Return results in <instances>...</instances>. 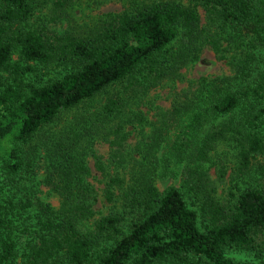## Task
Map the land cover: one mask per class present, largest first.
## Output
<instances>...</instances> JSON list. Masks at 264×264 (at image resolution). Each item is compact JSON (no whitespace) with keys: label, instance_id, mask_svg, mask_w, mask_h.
<instances>
[{"label":"trees","instance_id":"1","mask_svg":"<svg viewBox=\"0 0 264 264\" xmlns=\"http://www.w3.org/2000/svg\"><path fill=\"white\" fill-rule=\"evenodd\" d=\"M72 1L0 0V264L20 257L24 264H240L231 248L260 256L264 185L231 193L234 205L225 207L204 164L218 143L233 141L237 175L264 176V67L256 53L264 47V0L157 1L109 15L85 34L49 30L69 19ZM45 4L41 22L35 14ZM198 6L221 32L202 24ZM207 47L232 66V77L190 82L170 109L147 100L185 81L182 69ZM14 54L28 64L13 62ZM32 62L66 70L25 84ZM98 141L109 146L106 160ZM89 157L102 188L89 180ZM172 160L183 165V184L161 190L157 178ZM42 165L58 209L31 197L29 177ZM188 193L201 197L205 231Z\"/></svg>","mask_w":264,"mask_h":264},{"label":"rangeland","instance_id":"2","mask_svg":"<svg viewBox=\"0 0 264 264\" xmlns=\"http://www.w3.org/2000/svg\"><path fill=\"white\" fill-rule=\"evenodd\" d=\"M157 1H169V0H74L67 8L69 16L68 20H64L60 23H48V29L56 31L58 33L63 32L65 29H70L77 34H85L92 29L98 22L106 18L109 15H117L124 12H134L136 9L150 5ZM184 5L194 6L193 0H176ZM51 5L45 4L39 7L36 11L35 18H40L42 22L43 17L48 13V9ZM200 14L202 24L206 26L211 33L221 32L222 26L220 22L212 21L201 6L197 7ZM34 18V20H35ZM33 20V21H34ZM39 23V21L37 20ZM259 68L264 67V47L257 50ZM13 62L19 63L20 66H26L28 62L20 59L18 54L13 55ZM33 68V72H28L24 77V83H40L48 80L61 77L66 70V67L61 63H54L49 66L36 65L35 63H29ZM182 73L185 76V81L178 82L176 85L167 83L163 86L154 89L147 100H151L157 106L163 109H170L172 102L177 97V94L181 90L188 88L190 82H195L201 78L214 79L217 77L226 78L233 76V68L227 63L226 60L219 59L212 49L205 48L201 53L199 59L182 69ZM5 80H11L10 76L6 73L4 75ZM144 111L150 112L151 116L154 111H149V107H144ZM74 112L64 114L61 120L51 128V131H58L64 124V120L73 115ZM227 117L225 118V120ZM138 140V134L133 133L130 137L132 144H135ZM96 152L102 156L105 160L109 154V146L103 141H98L95 144ZM238 148L233 141H225L218 143L209 154V160L204 164V168L208 171L213 187L215 188L214 196L216 200L225 207H231L234 205L232 201L231 193L237 194L238 190H244L248 187H258L264 185V176L256 172L251 171L244 177L237 175L236 168L238 166ZM173 162V160L171 161ZM88 164L92 170V176L90 181L97 188L103 187L102 178L100 173L95 169L93 158H88ZM182 164L172 163L168 171L164 175H160L157 178L158 187L163 190L169 186L181 187L183 184L182 179ZM36 175V176H35ZM35 175H30L29 181L35 179L34 189L32 190V198L34 200H42L50 203L53 208L58 209L60 207V197L57 193L53 192L48 186L42 183L44 179V166L37 170ZM192 196V197H191ZM187 202L191 208L198 211L200 215V228L202 231L206 230L204 217L201 215L202 200L201 197L196 199L193 193H188L186 196ZM194 201L196 203H194ZM101 206V204H99ZM102 211H106L105 207L100 208ZM207 219V216H206ZM127 230V229H125ZM22 241H25L24 239ZM22 248V244L20 245ZM260 256L253 251L240 250L238 248H231L228 255L238 261L240 264H264V243L260 244ZM15 264H24L22 257L17 259Z\"/></svg>","mask_w":264,"mask_h":264}]
</instances>
